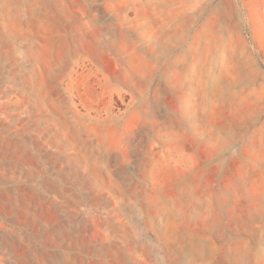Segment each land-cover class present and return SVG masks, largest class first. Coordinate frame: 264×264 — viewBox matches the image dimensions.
I'll return each mask as SVG.
<instances>
[{
  "label": "rangeland",
  "instance_id": "rangeland-1",
  "mask_svg": "<svg viewBox=\"0 0 264 264\" xmlns=\"http://www.w3.org/2000/svg\"><path fill=\"white\" fill-rule=\"evenodd\" d=\"M0 264H264V0H0Z\"/></svg>",
  "mask_w": 264,
  "mask_h": 264
}]
</instances>
